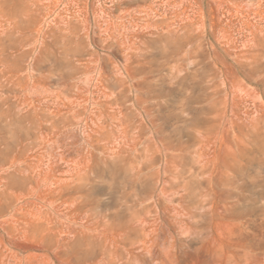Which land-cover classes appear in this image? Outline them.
Wrapping results in <instances>:
<instances>
[{"label":"rangeland","instance_id":"374dc122","mask_svg":"<svg viewBox=\"0 0 264 264\" xmlns=\"http://www.w3.org/2000/svg\"><path fill=\"white\" fill-rule=\"evenodd\" d=\"M0 264H264V0H0Z\"/></svg>","mask_w":264,"mask_h":264}]
</instances>
